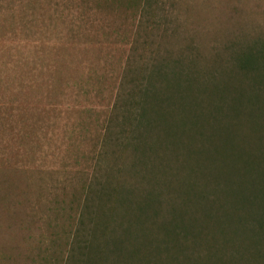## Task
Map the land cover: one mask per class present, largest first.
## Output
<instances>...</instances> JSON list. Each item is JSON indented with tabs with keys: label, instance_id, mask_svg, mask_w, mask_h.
<instances>
[{
	"label": "rangeland",
	"instance_id": "obj_1",
	"mask_svg": "<svg viewBox=\"0 0 264 264\" xmlns=\"http://www.w3.org/2000/svg\"><path fill=\"white\" fill-rule=\"evenodd\" d=\"M153 100L173 112L155 128L140 122ZM181 111L214 137L164 120ZM225 127L254 149L264 129V0H0V264H77V229L105 251L180 216L207 232L236 206L215 178ZM245 237L217 236L237 254L211 264H264Z\"/></svg>",
	"mask_w": 264,
	"mask_h": 264
},
{
	"label": "trees",
	"instance_id": "obj_2",
	"mask_svg": "<svg viewBox=\"0 0 264 264\" xmlns=\"http://www.w3.org/2000/svg\"><path fill=\"white\" fill-rule=\"evenodd\" d=\"M251 62L257 64V57L251 56L248 58H242L240 66L246 67L245 69H247L248 67H251L247 65ZM257 74V76H259L262 72ZM190 87L191 86H187V90ZM148 93L152 94L153 92L149 88H146L145 95ZM186 98L187 94L182 97V105H185ZM243 102L244 101L242 100L238 102L234 99L229 105L228 110L238 108L237 111H232L234 117L239 115L240 111L238 110L243 105ZM132 103L134 106V101ZM161 103L165 105L167 104V101L163 100ZM142 104L148 105L149 108H141L140 116L145 118L146 122H140L149 125L154 124L155 126L153 128L158 125L163 117L169 116L170 113L173 114L172 111H166L158 106L155 100L149 104L145 102ZM142 104L139 103L138 105ZM216 111H218V109H215L214 112ZM197 116L198 114H193L191 111H186L185 113L184 111H181L179 119L167 120L164 118V120L168 121L170 124L179 121L177 123L178 128H181L179 125L181 122L182 126L191 124V126L196 127V132L199 133L201 137H214V135L207 136L201 132L200 127H198V120L191 122V119ZM221 133H223L222 138L226 142L232 137L230 127L221 128L220 134ZM263 134L264 129L260 131L258 130L252 134L256 139L257 146L255 149L249 147V145L244 146L241 143H238L237 145L230 144L232 141L227 142L228 148L222 149L221 153L223 154L221 155V158L228 163H226V167H223V169L216 170L215 178L222 181L223 192L233 198V202L236 206L233 208V211H235L232 212V214L229 213V211H224L220 218H215L216 212H213V214H206L205 221H202L201 224L206 226V229L208 230L207 232H203L205 228L203 225H199L200 223H198V220L195 218H193L191 222H188V219L184 218V216H180L179 223L184 224V228H182L181 231L174 226H171L172 229L167 228L166 226L159 227L158 233L161 234L162 239H154L157 237L150 238L148 235L144 234L143 229L145 224H143L141 225L139 236H136L137 234L135 235L130 229H125L122 231V235L118 236V239L113 241L112 247L108 251H105L101 245H95V241L98 239L95 232H89L86 233V235H82L81 230L77 229L72 237L76 241L82 243L79 250L81 259L78 260L77 264H211L215 261L216 257H218L219 260L227 262L228 258H234V254H237V251L235 253H229L224 249H220V246H217V236L226 237L234 235L235 237H238V247L241 248L244 245L243 238H246L245 236L248 231H251L252 234H256V237L254 240H250L251 245L245 250L253 251L254 255L251 253L252 258L253 256L255 258H264V252L259 248L261 246L264 248ZM225 154L230 156H225ZM219 211L221 212L222 210ZM142 212L145 213V210H142ZM198 227L202 230L196 231V228ZM150 232L152 234L155 233L152 229ZM131 235H135L133 237L138 242L139 248L135 247L132 251H128L123 247H120V245L121 242H123L122 240L132 238L130 237ZM198 242H200V245ZM204 242H207L208 247L210 248L209 255L206 259L203 255V257L200 255L205 249V245H201V243ZM240 253L243 252L240 251ZM194 256H198L199 259L196 261L193 259L195 258ZM186 260L188 261L186 262Z\"/></svg>",
	"mask_w": 264,
	"mask_h": 264
}]
</instances>
